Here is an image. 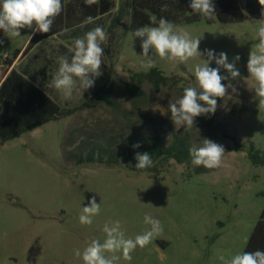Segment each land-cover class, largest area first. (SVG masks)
I'll list each match as a JSON object with an SVG mask.
<instances>
[{"label":"rangeland","instance_id":"rangeland-1","mask_svg":"<svg viewBox=\"0 0 264 264\" xmlns=\"http://www.w3.org/2000/svg\"><path fill=\"white\" fill-rule=\"evenodd\" d=\"M130 1L117 0L111 14L37 43L15 65L62 110L89 105L0 144V264H83L73 249L82 250L93 238L103 242L104 224L117 220L126 236L134 238L149 227L143 222L145 213L162 222V235L146 248H137L131 262L121 259L118 264H222L220 254L228 258L243 252L259 220L264 165L252 163L248 154L253 143L264 157V110L254 100L255 82L245 79L259 21L201 20L177 26L200 39L202 53L225 52L229 62L240 56V78L223 81L231 82L237 92L229 89L214 114L197 117V130L186 131L174 126L170 113H162L169 100L195 83L194 66L201 60L180 64L154 56L155 66L146 67L141 41L130 35L137 29L131 27ZM184 1L190 5V0ZM121 6L125 15L114 27ZM97 26L108 33L101 75L94 78L92 88L83 91L77 86L72 98L65 100L47 86L58 69L56 58H71L68 47L74 38ZM20 31L21 36L9 37L0 30V58L10 56L0 65V80L16 52L25 50L31 40L30 29ZM201 59L206 60V54ZM210 67H216L214 61ZM154 68L167 78L166 84L157 91L145 80L137 84L143 92L131 95L125 85L130 76ZM220 74L227 75L224 69ZM101 89L102 99L90 103ZM156 134L162 149L172 146L174 136L185 137L190 149L211 139L224 146L223 163L206 169L194 166L192 157L180 164L162 156L153 162V173L131 170L136 163H125L124 156L134 144L140 149L149 145ZM236 143L245 149L229 152ZM93 196L102 211L91 225H81L79 215Z\"/></svg>","mask_w":264,"mask_h":264},{"label":"clouds","instance_id":"clouds-1","mask_svg":"<svg viewBox=\"0 0 264 264\" xmlns=\"http://www.w3.org/2000/svg\"><path fill=\"white\" fill-rule=\"evenodd\" d=\"M87 6L98 4L99 0H84ZM261 6V16L264 17V0H258ZM192 12L209 20L215 18V5L213 0H190ZM63 9L62 0H0V30H3L9 37L21 36V29H30L32 34H45L50 32L54 19L60 15ZM162 11L168 10L164 4ZM92 23L93 18H87ZM151 23L155 26H143L134 30L130 35L133 40L139 38L142 49L143 63L146 67H154L153 57L161 60L184 64L190 59L199 57L201 62L194 66L195 83L186 86L182 95L175 100H169L167 112L176 128L183 127L186 131L195 127L196 118L208 114H214L217 109V99L228 96V90L236 93V87L231 83L240 78V71L237 62L240 56L236 55L229 62L225 52L215 53L214 50H205L202 53L198 50L200 39L193 38L187 31L177 28L172 22L161 17H151ZM256 40L249 52L246 68L248 77L255 82L254 100L257 108L264 110V19L259 20L256 29ZM108 41V33L102 26H97L88 31L83 37L74 38L68 51V56H57L58 69L53 74L52 80L47 86L57 90L65 100L73 96L77 86L83 91L94 86L95 77L101 75L104 47ZM3 41H0L2 44ZM207 59H201L202 55ZM216 67H210L212 62ZM224 69L227 75H221ZM230 98V97H229ZM197 130V129H196ZM134 149L140 144H134ZM225 148L211 139L204 138L199 147L190 149L192 164L203 166L206 169L221 167L225 155ZM136 169L145 170L153 166L152 157L149 153L135 154ZM102 211L101 203L96 202L93 196L88 206L82 208L79 215L81 225H91L96 216ZM143 222L149 227L134 238L127 237L119 220L105 223L102 232L104 240L97 238L87 241L84 248L73 249L74 256L80 258L83 264H118L123 259L131 262L132 253L137 248L144 249L154 239L162 235L164 228L162 222L145 213ZM111 254V255H108ZM222 264H264V251L238 252L226 258L223 254L218 256Z\"/></svg>","mask_w":264,"mask_h":264},{"label":"trees","instance_id":"trees-1","mask_svg":"<svg viewBox=\"0 0 264 264\" xmlns=\"http://www.w3.org/2000/svg\"><path fill=\"white\" fill-rule=\"evenodd\" d=\"M116 2L117 0H99L98 4L87 6L84 0H62L63 9L60 15L54 19L50 32L32 34L31 40L23 51L22 56L32 50L37 43L58 37L67 30L87 24L88 17H92L93 21H95L111 14L116 8ZM213 3L215 5V18L209 20L193 13L189 4L184 0H131L129 4L131 27L155 26L151 23L152 16H156L157 20L163 17L176 26L192 24L201 20H205L208 24H214L216 22L239 23L246 20L259 21L264 19L261 16L262 10L258 0H213ZM164 4L168 5L167 11L161 10ZM124 15L125 8L121 6L118 14L113 19L112 26L117 27ZM21 52L22 50L17 51L14 59ZM145 80L153 84L157 91L167 82V78L162 72L154 68L148 73H133L125 85L130 94L136 96L143 92L137 84H141ZM103 90L101 89L90 100V103L95 100H101ZM220 101L221 98H218L217 103H220ZM88 105L89 102L76 109L62 110L39 86L23 74L12 69L0 83V144L2 145L7 141L20 137L49 122L72 115L78 110L85 109ZM233 140L236 141L234 138ZM244 149V144L236 143L235 146L229 149V152H240ZM137 152L149 153L153 162L163 156L182 164L191 157L190 145L185 137L174 136L172 146L162 149L159 134H156L146 147L130 149L128 154L124 156V162L135 161L137 163L135 160ZM248 157L252 163L264 165V157L253 143L249 146ZM131 170L141 174L154 172L153 167L140 170L135 168V164ZM256 250L264 251V207L243 252H254Z\"/></svg>","mask_w":264,"mask_h":264},{"label":"crops","instance_id":"crops-1","mask_svg":"<svg viewBox=\"0 0 264 264\" xmlns=\"http://www.w3.org/2000/svg\"><path fill=\"white\" fill-rule=\"evenodd\" d=\"M56 37H53V38H56ZM21 50H22L21 54L16 59H14V61L12 62V65L11 66L9 65L10 67L9 66L7 67V70L5 71L4 75L2 76L0 83L3 81V79L6 77V75L9 73L10 70L15 69V65L17 62H19V59L24 57V56H22L24 49H21ZM43 91L46 93L45 90H43Z\"/></svg>","mask_w":264,"mask_h":264},{"label":"built area","instance_id":"built-area-1","mask_svg":"<svg viewBox=\"0 0 264 264\" xmlns=\"http://www.w3.org/2000/svg\"><path fill=\"white\" fill-rule=\"evenodd\" d=\"M9 60H10V56L9 55H5V56L1 57L0 58V65L1 64H5Z\"/></svg>","mask_w":264,"mask_h":264}]
</instances>
